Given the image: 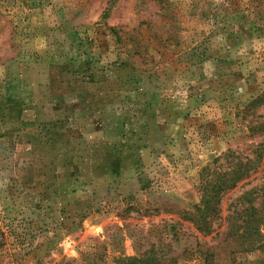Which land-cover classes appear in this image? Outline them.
Segmentation results:
<instances>
[{"label": "rangeland", "instance_id": "374dc122", "mask_svg": "<svg viewBox=\"0 0 264 264\" xmlns=\"http://www.w3.org/2000/svg\"><path fill=\"white\" fill-rule=\"evenodd\" d=\"M263 91L264 0H0V264H264L230 220L264 166L210 235L182 219L202 169L264 142Z\"/></svg>", "mask_w": 264, "mask_h": 264}, {"label": "trees", "instance_id": "16d2710c", "mask_svg": "<svg viewBox=\"0 0 264 264\" xmlns=\"http://www.w3.org/2000/svg\"><path fill=\"white\" fill-rule=\"evenodd\" d=\"M264 109V91L249 101L241 112L243 118L250 115L253 121L249 123L248 137L255 139L264 135V114L257 116L255 111ZM252 120V119H251ZM223 165L219 169L210 167L202 169L200 181V200L191 210L183 212L182 219L191 223L202 235L213 232V225L220 215L223 196L234 190L237 185L248 180L264 166V142L253 145L248 155L228 150L220 157ZM238 207L232 212L231 228H248L255 232L257 228H264V186L253 188L238 198ZM174 256L159 254L152 249H146L134 257H122L114 264H176ZM58 264H73L61 262Z\"/></svg>", "mask_w": 264, "mask_h": 264}]
</instances>
